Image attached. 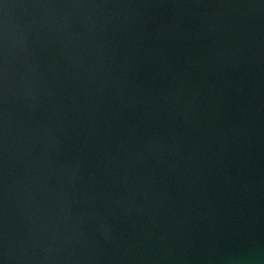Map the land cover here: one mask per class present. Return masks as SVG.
<instances>
[{"label": "water", "instance_id": "obj_1", "mask_svg": "<svg viewBox=\"0 0 264 264\" xmlns=\"http://www.w3.org/2000/svg\"><path fill=\"white\" fill-rule=\"evenodd\" d=\"M0 264H264V0H0Z\"/></svg>", "mask_w": 264, "mask_h": 264}]
</instances>
